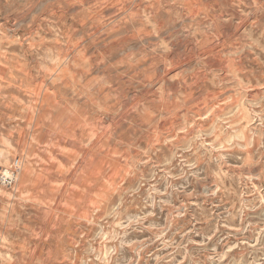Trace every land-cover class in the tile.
Instances as JSON below:
<instances>
[{
	"label": "rangeland",
	"instance_id": "obj_1",
	"mask_svg": "<svg viewBox=\"0 0 264 264\" xmlns=\"http://www.w3.org/2000/svg\"><path fill=\"white\" fill-rule=\"evenodd\" d=\"M0 153V264H264V0H0Z\"/></svg>",
	"mask_w": 264,
	"mask_h": 264
},
{
	"label": "built area",
	"instance_id": "obj_2",
	"mask_svg": "<svg viewBox=\"0 0 264 264\" xmlns=\"http://www.w3.org/2000/svg\"><path fill=\"white\" fill-rule=\"evenodd\" d=\"M0 178L2 179V181L4 182L6 186L11 187L14 185V182H15L14 173L10 174L8 172L7 174L4 172L3 174H0Z\"/></svg>",
	"mask_w": 264,
	"mask_h": 264
},
{
	"label": "bare ground",
	"instance_id": "obj_3",
	"mask_svg": "<svg viewBox=\"0 0 264 264\" xmlns=\"http://www.w3.org/2000/svg\"><path fill=\"white\" fill-rule=\"evenodd\" d=\"M0 155H1V153H0ZM2 156V155H1ZM5 173H7L8 174V172H5ZM18 177V176H17Z\"/></svg>",
	"mask_w": 264,
	"mask_h": 264
}]
</instances>
